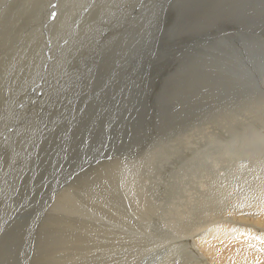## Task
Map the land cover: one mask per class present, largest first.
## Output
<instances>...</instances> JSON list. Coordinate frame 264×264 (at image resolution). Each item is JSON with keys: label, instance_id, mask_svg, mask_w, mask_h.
Listing matches in <instances>:
<instances>
[{"label": "bare ground", "instance_id": "6f19581e", "mask_svg": "<svg viewBox=\"0 0 264 264\" xmlns=\"http://www.w3.org/2000/svg\"><path fill=\"white\" fill-rule=\"evenodd\" d=\"M48 1L0 0V88L11 82L5 77L12 76L8 78L12 83L6 85V99L35 121L43 111L35 107V97L28 99L30 84L24 85L38 75L36 55L42 60L45 49L51 48L52 54L46 52V56L54 65L60 54H76L82 48L84 57L98 52L102 44L120 42L124 46L118 54L103 55L101 66L99 56L95 67L103 72L118 60L117 65L127 69L132 58L126 59L120 52L146 31L142 25L146 23H142L145 12L146 21L152 19L151 9L143 5L146 0H129L125 5L131 7L125 13L118 7L124 0H60L55 5ZM205 2L170 0L162 34L146 58V63L155 62L160 46L170 43L169 35L176 32L174 23L179 25L182 11H186L185 31L191 30L192 36L175 44L185 48V59L180 68L168 74L163 98L175 118L187 120L198 109L194 129L169 143L159 139L163 152L158 154L154 148L158 144L151 153L118 143L113 149H97L99 154L88 160L71 184L60 186L59 195L46 201L45 209H38V213L46 210V215L34 231L32 264H264V0H218V9L209 8ZM48 3L53 10L57 5L55 23L60 15L65 22L77 18V23L73 27L65 24L67 29L61 36L58 27L49 36L43 31L32 35L29 25L44 22L48 15L37 18V14ZM87 4L88 11H82ZM191 22L195 26H190ZM71 27L69 44L64 39ZM88 34L90 40L82 43ZM42 36L49 44L43 49ZM141 39L146 41L147 37ZM57 44L66 48L57 50ZM21 67L22 72L17 73ZM143 68L140 65L139 70ZM82 75H77V84ZM57 76L45 81L47 90L55 87ZM76 82L68 86L58 106L65 113L83 104L75 90ZM61 87L58 91L56 87L53 97L59 91L62 95ZM15 93L17 97L12 98ZM37 137L30 136L29 140ZM27 149L25 144L18 150L20 158ZM9 190L8 196L6 191L0 195L9 199L14 194L11 186ZM11 207L0 209V216L9 221L10 239L23 237L11 242L10 247L19 254L16 260L13 253L12 264H22L25 234L31 229L15 228L14 219L9 220L15 212Z\"/></svg>", "mask_w": 264, "mask_h": 264}, {"label": "rangeland", "instance_id": "374dc122", "mask_svg": "<svg viewBox=\"0 0 264 264\" xmlns=\"http://www.w3.org/2000/svg\"><path fill=\"white\" fill-rule=\"evenodd\" d=\"M59 1L60 0H51L54 5L59 3ZM78 1L81 3L84 0ZM132 1L134 2V0ZM48 2H50V0ZM128 2L129 0H124L122 7L118 6L121 9V12L125 13L131 7H126L125 4ZM141 2L142 1L138 3V7L142 4ZM169 2L170 0H146L143 4L145 5V9L148 6V8L152 11V19L149 20L150 22L146 21L148 17L146 12L145 20L142 21V23L146 22L142 24L146 27V31L140 33V37H147V40L144 41L139 38V35H137V41L133 42L128 48L120 52L126 57V59L132 58L127 69H125V67L121 68L120 65H117L120 64L118 60H114V65H112L110 69H106L103 72L100 71L101 68L100 70H97L96 68V60L99 56L102 57L101 66L103 64V55L108 57L112 54H118L119 48L124 46V43L120 42H109L104 46L102 44L98 52L92 55V52L90 54L86 53L84 57H81L84 54L82 53V48L81 50L79 48L76 54L73 53L74 55L68 53H64L62 55L59 53V59L57 57L58 62L54 65L53 62H50L46 56V52L51 53V48L50 51L45 49L42 60L39 57V54L36 55V57L38 56L36 60L39 58L38 61L40 62L38 75L26 82L24 88L27 84H30L27 93L28 99L31 100V98L34 99L35 97V107H38L37 109L39 112L43 111L44 116L35 117L38 121L31 120L29 114L26 115V117L23 116L22 113L17 110L19 109L18 107L14 108L10 105L13 101H9L6 97L8 95V85L12 83V80L8 78L12 76L5 77V81L11 82L8 83V85L6 84L8 87L5 85L3 90L0 88V108L2 109V106H4L2 111L0 109V194L3 195V191H6L5 196H8V192L10 193V186L13 188L14 194L13 196H9V199L0 195V209L3 211L6 205L7 208L12 206L11 208H15V212L10 215L9 220L11 221L14 219L13 223L16 225L15 228L19 231L31 229L30 232L25 234L24 262L22 264H32L33 262L32 248L35 234L34 231H37L40 228V225L46 215V210L43 212L44 216L42 215L43 213L38 212L45 209L43 207L46 206V201L54 199L55 196L59 195H56V192L60 186H69L71 184L80 169L87 164L88 160L99 154L97 149L101 148L100 151L106 150L108 147L113 149L114 144L118 143L123 147L135 146L139 149L146 148L144 153H151V148L158 144L154 147L156 154H158L159 152H163V150L160 149L162 144H159V139H165L166 143H169L171 140L177 139V137L182 138L183 136L182 134L180 135V133L187 131L189 134V132L192 131V129H194L193 127L197 124L198 121L196 122L193 119L198 115V109L193 110L190 113V118L185 120L186 118H175L171 116L168 103L166 106L164 104V99L166 98L165 92L168 86L166 84L168 82V76L173 74L175 69L177 70V68H180L181 63L183 62L181 60L185 59V48L181 46L177 47L175 44H179L181 40L185 41L186 38L192 36L191 30L185 31V20L189 18L186 11L183 10V13H181V25L174 23V30L176 29L175 31L177 33L172 32L169 35L170 43L160 46L161 50L159 52V57L157 59L155 58V62L153 60L146 63V58L148 59L149 53L153 51L156 43L158 42L157 40L159 36H161L164 29V18L166 11L168 10L167 5ZM207 2H205V5L209 8L215 7L218 9V0H207ZM50 4L51 3H48L46 9L42 8V10L37 14V18L42 16L45 18L47 15L49 17L47 16L44 22H41V25L37 24L40 23V21L32 24L31 26L29 25V27L33 29L32 35L34 33L41 34L43 31L44 35L49 36L50 31L53 32L58 27L62 30L60 32L61 36L63 34V30L66 32L67 28L64 29L65 24L69 23V26L71 24L72 27L76 25L77 18L73 19L72 23L71 18L67 19L65 22L63 16L61 15L60 18H58V22L55 23L57 19V17H55L57 13V5L53 10V8L51 9L52 6H50ZM255 5H258V3L255 2ZM89 7L90 4H87L83 6L81 10L87 12ZM143 12L144 11H140V13ZM234 18L238 17H233V19ZM53 21L54 23H52ZM210 23L212 25L214 24L212 19ZM168 26L169 25L166 27ZM190 26H195V22H191ZM72 27L69 28L68 32L65 34L66 37L64 39V42L69 44L71 41L70 37L73 32ZM34 29L39 31L37 32ZM148 32L150 33L147 35ZM106 33L110 34V30L107 29ZM171 36L172 38H170ZM90 38L91 34H88L84 37L82 43H87ZM149 38L152 39L150 40ZM47 40L48 38L46 39V37L42 36V49L49 46ZM63 46L64 44L60 47L63 49ZM60 47L57 44V50ZM149 47H151V49ZM74 56L76 59H74ZM46 60L49 61L47 65H45ZM76 60L78 62H75ZM178 62L179 65L176 64ZM23 64H25V62ZM140 65H143L144 67L142 70H139ZM22 66L24 67V65ZM23 67H21V70L17 73L22 72ZM73 72H75V74ZM78 74L83 75L79 77L77 84L76 77ZM55 75H58L56 77L57 83L55 84V87H51L47 90L44 85L45 81L47 82L49 78H52ZM74 80L77 84L75 86V90L78 94H80L79 98H81L80 101H83V104L78 103L65 113L62 107L59 108L58 106H60L63 102L62 100L66 89L68 86L70 87L73 85ZM60 84L62 86L61 88H63L62 95H59V91L53 97L52 92L56 90V87L58 91V86ZM16 95L17 94L15 93L12 98H16ZM40 96H42L41 99ZM22 102H25V98ZM65 104L67 105V103ZM104 108L107 109V112ZM39 112L37 114H39ZM79 119H82L83 122L76 121ZM178 120L184 122H180ZM35 124H37V126L34 127L33 125ZM30 125L32 127H30ZM22 133L24 135H22ZM30 136H38L40 138L37 137L36 139L29 140ZM22 144H26L28 149L24 153L23 157L20 158L18 150L23 146ZM176 147L177 146L175 145V148ZM173 151L174 149L172 152ZM149 166H152V164ZM215 166L218 167L217 165ZM12 169H14V171H12ZM9 170L10 172H8ZM20 183H22V186H18ZM37 223H39V225ZM8 225L9 221L0 216V264H12L13 253L17 258L16 260L19 258L18 249L14 248L12 251L10 247L11 242H18L23 237L15 240L10 239Z\"/></svg>", "mask_w": 264, "mask_h": 264}]
</instances>
